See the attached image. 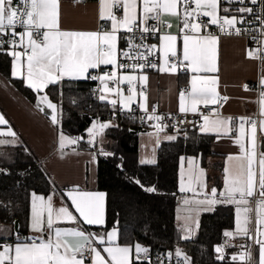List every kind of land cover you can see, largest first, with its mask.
Returning <instances> with one entry per match:
<instances>
[{
	"label": "snow or ice",
	"instance_id": "6c2138e0",
	"mask_svg": "<svg viewBox=\"0 0 264 264\" xmlns=\"http://www.w3.org/2000/svg\"><path fill=\"white\" fill-rule=\"evenodd\" d=\"M221 2L226 3L222 11L226 14L232 12L238 15H219ZM142 11L137 14L138 0H99L100 19L111 21V30L104 31H65L59 26V0H0V51L12 57L11 76L22 78L28 88L34 92H44L49 85H57L65 78L70 80L91 79L99 80L103 87L99 89L104 93L99 100H107L113 107L117 105L116 99H109L107 94L115 92L120 96L121 108L131 111V103L137 95L141 98L139 108L146 114L147 121H156L155 135L163 132L168 125L163 124L164 117L157 114L155 106L149 112L148 96L145 87L148 76L144 73L146 68H152L160 73H177L178 70L193 73L189 81L191 90H181L179 94L180 113H198V105L208 108L209 105L222 107L221 97L217 91L218 77L208 75L218 71L216 66V46L219 37L207 32L201 34L202 28L208 24L219 25L222 34L242 35L248 32H259L264 37V0H140ZM195 7H192V5ZM233 4H239L233 8ZM252 6H248V5ZM123 11L119 17L115 11ZM115 10V11H114ZM182 12V16H181ZM162 14L176 17L182 27L177 25V35L170 33L159 36L160 44L148 45L144 43L146 34L155 35L162 27L171 28V23L165 21ZM252 16L248 20L247 16ZM200 17H209L207 22L200 21ZM149 20L157 21L156 25H149ZM259 24L258 28H240L237 24ZM104 27V25H101ZM23 28V31H17ZM234 29V33L230 31ZM123 31L131 34L117 36ZM183 34L182 57L178 54L176 41ZM190 33H194L190 34ZM139 35L140 42L137 43ZM119 39L127 41V49L118 47ZM254 42L260 47L250 50L248 56L264 60V39L252 36ZM8 45V49L4 45ZM18 49H22L18 50ZM142 49V50H141ZM157 57L159 63L150 60V56ZM25 58V59H22ZM123 60H130L125 63ZM186 62V63H185ZM101 65H111V69L101 70ZM90 69L98 70L100 74L93 75ZM131 69L137 70L140 75L125 74ZM116 85L127 83L129 95L124 97L122 90L110 88L108 82ZM137 81L140 88L137 89ZM259 95V117H223L218 109H212L215 118L201 113L203 124L199 126L201 133H216L217 139L235 132L234 143L239 146V156H229L228 160H239L238 168H224L225 178L223 190L218 191L213 187L210 194L203 192L207 185L201 180L203 169H198L195 158L181 157L180 186L181 193H192V198H185L184 205H208L219 203L235 205V231H225V237L245 236L258 245V264H264V151L260 150L258 132L264 136V76L261 77ZM245 90H248L245 85ZM46 105L51 109V123L58 125L59 112L57 104L53 103L48 95L38 96L37 106ZM44 111V107H40ZM143 120L144 117H141ZM238 121V124H237ZM5 118L0 115V125L6 124ZM180 120L173 124H183ZM191 123V122H190ZM247 125V127H246ZM111 122H100L94 119L87 129L88 145L94 147L97 137L102 136L104 130L113 127ZM151 126V125H150ZM15 138L16 134L10 128L7 133H0ZM152 135V134H149ZM172 141L177 137H165ZM83 137H69L63 132L58 136V151L63 155V150L68 145L78 144ZM102 142V141H101ZM17 143V140H0V144ZM97 155H110L104 152L93 151L95 161ZM187 160L189 170L187 183L185 182L184 162ZM246 162V164H245ZM141 164H154L152 158L141 159ZM258 163V169L256 167ZM198 169V173H193ZM140 184L139 180L135 181ZM143 187V185H141ZM145 191L154 192L155 188L149 187ZM71 201L70 205L55 208L53 195L45 197L32 193L30 231L32 235L22 238L16 237V242H0V264H164V259L159 255L153 261L150 249L140 243L121 245L117 243L118 230L113 228L106 231L105 235L94 234L87 231L83 225L104 226L105 220V193L87 192L79 190L78 186L63 193ZM204 195V199L195 197ZM255 201V235L249 229L252 222L249 213L253 212L250 199ZM74 208L75 213L70 209ZM78 214V215H77ZM179 219V217H178ZM62 224L70 226L63 227ZM190 233L191 229L184 226ZM187 239L188 236H184ZM97 245L103 246V253ZM106 245V246H105ZM225 246H231L227 241L225 245L218 246L215 251L220 253L217 257L224 260ZM245 248L238 256L233 255L232 261L240 260L249 262L252 259L251 246L239 245ZM182 258L181 264H191V258L176 248L174 253L167 254L168 259Z\"/></svg>",
	"mask_w": 264,
	"mask_h": 264
},
{
	"label": "trees",
	"instance_id": "16d2710c",
	"mask_svg": "<svg viewBox=\"0 0 264 264\" xmlns=\"http://www.w3.org/2000/svg\"><path fill=\"white\" fill-rule=\"evenodd\" d=\"M9 64V56L0 51V73L33 101L34 93L10 77ZM93 84L94 81L87 79H64L57 85H49L45 93L58 106L60 127L71 135L84 138L86 126L95 117L111 118L116 123L106 132L108 140L104 148L110 155L96 157V187L106 194L103 227H116L119 243L138 242L152 254L174 253L178 247L191 258V264H235L230 255L235 248L223 254L224 260H219L220 254L215 251L223 233L233 226L231 204L219 203L202 211L195 233L187 239L176 224V204L181 195L177 188L181 156L196 155L199 164L210 169L207 181L216 187L221 185L222 159L211 150L212 136L197 131V127L179 128L175 130V140L159 142L154 164H141L136 159V133L148 127L140 121L142 113L132 109V117L121 113L113 117L108 104L92 93ZM149 187L155 191H145ZM48 188L47 176L38 160L21 145L7 148L0 155L1 221L17 219L19 223L27 216L30 191L45 193Z\"/></svg>",
	"mask_w": 264,
	"mask_h": 264
},
{
	"label": "crops",
	"instance_id": "0c3cea01",
	"mask_svg": "<svg viewBox=\"0 0 264 264\" xmlns=\"http://www.w3.org/2000/svg\"><path fill=\"white\" fill-rule=\"evenodd\" d=\"M224 7H228L226 3L221 2L220 9L218 14L225 15H237V13L232 12L226 14L222 11ZM233 8H237V5L233 4ZM115 11V10H114ZM137 14L142 11V3L138 0V7L136 9ZM115 14L119 17L123 16L122 9L115 11ZM182 16V12H181ZM162 17L165 21L171 23L172 27H166L160 35L170 33L172 35H177L178 33V21L176 17L170 16L167 14H162ZM207 21L210 19L206 17ZM101 25H104L102 27ZM59 26L61 30L65 31H104L111 30V21H102L100 19V4L99 0H59ZM179 26L182 27V23H179ZM211 25L208 24V27L201 29V34H207L210 31ZM23 31V28L20 32ZM214 35L219 37L218 44L216 46V66L218 71L215 73H210L208 75H215L218 77L217 91L221 97H227L226 101H221L222 107L214 105L218 109L220 115L223 117H232L239 114H251L258 113L259 115V95L260 90L254 87V85H259L260 79L264 76V65L259 67L257 58H250L248 52L250 50L256 49L257 47L248 45L246 38L242 35H228V34H216L211 32ZM193 34L194 33H190ZM159 35V36H160ZM117 36L120 37V31L117 32ZM159 36L156 40V45L159 46L160 40ZM183 34L181 33L176 41V46L178 49V54L182 57L183 50ZM264 39V38H263ZM122 45L121 39L118 41V47ZM8 49V45H6ZM21 50L22 49H18ZM158 52V51H157ZM6 53V52H5ZM159 56V52H158ZM9 64V74L11 76V65L12 57H10ZM25 59V58H22ZM159 63V61H158ZM186 63V62H185ZM111 65H101V68L110 67ZM89 71H95V69H90ZM180 71L177 73H160L155 69L144 71L143 74L148 76L147 82V91L146 95L148 96V105L149 110L155 106L157 113L161 114L164 112H179V94H180V85L185 84L188 91L191 90L189 81L193 73L183 71L180 75ZM100 74V73H96ZM125 74H136L139 76L140 71L132 73V70H128ZM19 80L26 86L25 81L22 78H13ZM67 79V78H65ZM181 81V82H180ZM97 82V98L101 94H104L99 91L103 87L99 80ZM138 82V81H137ZM244 82L251 83V86H247L248 90H245ZM127 83L116 85L109 84L110 88L116 89L119 87L122 90L124 97L129 95V90H125L124 86ZM260 86V85H259ZM27 87V86H26ZM30 89V88H29ZM34 100H29L24 96L13 83L10 82L4 75L0 73V115H2L7 121L6 124L0 125V133H7L9 128L15 132V138L7 135H0V140L11 141L13 139L17 140V143H6L0 144V155L7 151V148H10L14 145H21L23 149L28 152L30 155L38 160L40 166L42 167L43 172L47 176L49 182V188L45 193L30 191L28 196V212L27 216L21 221L16 223L14 227L13 222H5L0 220V241H4V237H7L8 243L16 242V237L19 235L22 238L28 237L33 233L30 231V214H31V196L32 193L37 195L47 197L53 195V206L59 208L61 206L70 205L71 201L63 193H67L75 189L77 186L81 191L87 192H103L102 190L96 187V159L93 161L92 152H99L100 148H103L104 152L108 137L105 129L102 136H99L97 143L94 147H90L87 143L88 134L86 132L87 125L84 132L85 136L83 141H80L75 145H68L63 150V155L58 151V136L60 132H63L65 135L75 138L81 137L80 135H71L64 131L60 127V122L58 125H53L51 123V109H48L46 105L41 104L37 106L38 96L44 95V92H34ZM109 99H116L117 105L113 107L107 100L103 101L108 104L111 110L121 108L120 96L115 92L107 94ZM141 98L137 95L134 99V102L131 103V109L144 113L139 108V102ZM199 106V105H198ZM40 107H44V111H40ZM127 110V109H123ZM59 112V111H58ZM211 118H215L213 113H208ZM98 118V117H95ZM94 119V118H92ZM113 127L116 126V123L113 122L111 118H108ZM260 119L258 116L257 121ZM60 120V117H59ZM91 122V121H90ZM89 122V123H90ZM203 124L201 118L197 131L200 132L199 126ZM238 124V122H237ZM247 127V125H246ZM110 128V127H109ZM156 128L154 126L147 127L145 129L139 130L136 133L137 137V148H136V159L140 163L141 159L156 158V148L160 141H168L165 137L168 135L176 134L175 130L165 128L163 132L159 133V137L155 135ZM152 134V135H149ZM212 136L211 140V150L215 153H218L222 159V181L220 187H216L210 184L207 181V174L210 172V169L204 168L199 164L198 157L196 155H184L181 157L185 158H195L198 169L204 170V175L201 177V180L207 185L204 192L209 193L213 187L217 188L218 191L223 190L224 187V178L225 172L224 168L227 166L230 169L238 168L240 161L233 159L228 160V157L231 155L233 157L240 155L239 146L234 143L235 132H230L228 136H222L220 139H217L216 133H204ZM259 147L261 151H264V136L260 135L258 132ZM102 141V142H101ZM180 157V158H181ZM246 164V162H245ZM258 169V163L256 165ZM198 169H193V173H198ZM184 171H185V182L187 183L189 170L187 166V160L184 162ZM180 173H181V161H179L178 167V183L177 188L179 190L180 186ZM180 192V191H179ZM104 193V192H103ZM181 193V192H180ZM203 195L195 197V199H203ZM183 198H192V193H181L178 198L177 205L181 202ZM196 205V204H195ZM232 205V204H231ZM233 206V226L228 231H235V205ZM253 212L249 213L251 223L249 224V229L251 230L252 225L254 230L255 225V206L251 205ZM213 207V206H212ZM212 207L210 209H212ZM209 209V210H210ZM75 213V209H70ZM192 210V209H191ZM198 210V214L202 211H207L202 208L201 205H198L193 211ZM176 213V210H175ZM197 214V217H198ZM78 215V214H77ZM17 221V219H14ZM63 227H68V224H62ZM87 229H96L94 234L105 235L106 231H110L114 226L109 228H104L103 226H89L83 225ZM117 229V228H116ZM264 238V237H262ZM5 242V241H4ZM117 243L118 234H117ZM125 245V243H119ZM106 246V245H105ZM98 249L101 251L102 255L106 256V253H103V246L97 245ZM259 246L253 244L251 255V261L247 264H258L259 259ZM245 248H235L231 251L230 255H239L241 252H244ZM235 264H246L244 261L236 260Z\"/></svg>",
	"mask_w": 264,
	"mask_h": 264
},
{
	"label": "built area",
	"instance_id": "2783aa9c",
	"mask_svg": "<svg viewBox=\"0 0 264 264\" xmlns=\"http://www.w3.org/2000/svg\"><path fill=\"white\" fill-rule=\"evenodd\" d=\"M237 5V7H239L240 5L239 4H235ZM248 6H252V5H248ZM192 7H195V5L193 4ZM219 15H225V14H219ZM238 15V14H237ZM247 19L248 20H252V16H247ZM200 21H204V22H207V18L206 17H200L199 20H197L196 22H200ZM148 24L151 26V25H156L157 24V21L155 20H149L148 21ZM211 25V24H210ZM236 27H240L242 29L244 28H251V29H255V28H258L259 27V24H237ZM166 27H162L158 32H156L155 35L149 33V34H146V39L144 41V43L148 44V45H152V44H155L156 43V40L158 38V36L161 34L162 31L165 30ZM22 28H18L17 31H21ZM211 32L213 33H216V34H222L220 33L219 31V25H211V29H210ZM230 31H232L234 33V29H230ZM126 35H131V34H128V33H125L123 31H120V36H126ZM255 35L257 38L259 39H263L264 37H261L260 36V33L259 32H255V31H252V32H248V33H245V34H242V36H244L246 38V41L248 43V45H251V46H255V47H260V45H258L256 42L253 41L252 39V36ZM122 41V45L119 47L121 50H126L127 49V41L125 39H121ZM137 43L140 42L139 40V35L137 36V40H136ZM7 45V44H6ZM6 45H4V48L7 49ZM142 50V49H141ZM2 53H5V51H1ZM264 55V54H262ZM158 52L156 53L155 56H150L149 59L150 60H155L157 63H158ZM258 61V65L259 67L263 66L264 65V60H261V59H257ZM123 62L125 63H131L132 61L130 60H123ZM111 69V66L110 67H105V68H101V70H104V71H107V70H110ZM131 70V69H129ZM148 70H152V68H146L144 71H148ZM139 71V70H138ZM182 71V70H181ZM91 74L93 75H96V73H99L98 70H95V71H89ZM88 81H94V80H91V79H87ZM109 84H113L111 81L108 82ZM97 82L96 80L94 81V84H93V87H92V93L93 94H96L97 93ZM243 85H247V86H251V83L249 82H244ZM254 87L257 89V91L260 90V86L259 85H254ZM125 90H129V86L127 84H125L124 86ZM140 88V84L139 82H137V89ZM186 89V86L185 84H182L180 85V90H184ZM145 92L147 91V87H145ZM199 108V112L198 113H180V112H164V113H157L158 115L164 117L162 123L163 124H166L168 125V129H171V130H177L179 128H184V129H194L195 127L198 126L202 116H201V113L203 114H208V113H212V109L215 108L214 105H209L208 108H205L203 105H199L198 106ZM149 112H151V110H149ZM112 116L113 117H116V115L118 113H121L123 115H126V116H130L132 117V113L131 111L129 110H121L120 108H117V109H114L112 110ZM144 119L140 120L141 123L143 125H146L148 127L151 126H154L156 124V121H147V116L145 113H142ZM258 113H251V114H239V115H235V116H232L233 118H239V117H252L254 119H258ZM180 120H183L184 123L183 124H178L177 128H173L172 125L173 124H177L178 121ZM191 122V123H190ZM238 122V121H237ZM250 199V204L251 205H254L255 204V201H256V197L254 198H249ZM87 231L89 232H95L96 229H87ZM253 235H255V230H254V226L252 225L251 227V230ZM228 242L231 246H225L224 248V253L230 249V248H239V245H250L251 246V249L250 251H252V247H253V241L252 240H249L247 237L245 236H234V237H225L223 236L221 241L216 245V248L218 246H222V245H225V242ZM0 242H4V241H0ZM223 253V254H224ZM150 256L152 257L153 261L156 260L157 256L159 255L162 259H164V264H181V258L178 259V258H175L173 256L172 259H168L167 258V255H164L162 253H149ZM220 254V253H219Z\"/></svg>",
	"mask_w": 264,
	"mask_h": 264
},
{
	"label": "rangeland",
	"instance_id": "374dc122",
	"mask_svg": "<svg viewBox=\"0 0 264 264\" xmlns=\"http://www.w3.org/2000/svg\"><path fill=\"white\" fill-rule=\"evenodd\" d=\"M94 119H97L100 122H109L108 118H102V119L101 118H94ZM94 119L91 120V122L87 126V129L92 125V122ZM86 132H87V130H86ZM98 137H97V139H98ZM87 138L89 139V137H87ZM204 190H203V192H204ZM210 192L211 191H209L208 194H210ZM205 193H206V191H205ZM202 197L204 199V195ZM184 199L185 198H183L181 200V202L176 207V215H175L176 216V224H177L178 228L180 229L182 236L187 235L189 237V236H192L196 231L197 220H198V217H197L198 210L193 211V209L196 208L198 205H195L194 203L189 204V205H184V203H183ZM201 206L204 210H209L212 207V206H208V205H201ZM198 216H199V214H198ZM178 217H179V219H178ZM185 225L191 229L190 233L188 231L184 230Z\"/></svg>",
	"mask_w": 264,
	"mask_h": 264
},
{
	"label": "water",
	"instance_id": "95a60500",
	"mask_svg": "<svg viewBox=\"0 0 264 264\" xmlns=\"http://www.w3.org/2000/svg\"><path fill=\"white\" fill-rule=\"evenodd\" d=\"M16 223H17V221H16V220H14V223H13V224H14V227H16Z\"/></svg>",
	"mask_w": 264,
	"mask_h": 264
},
{
	"label": "bare ground",
	"instance_id": "6f19581e",
	"mask_svg": "<svg viewBox=\"0 0 264 264\" xmlns=\"http://www.w3.org/2000/svg\"><path fill=\"white\" fill-rule=\"evenodd\" d=\"M168 254V253H167ZM167 254H164V255H167ZM182 260V259H181Z\"/></svg>",
	"mask_w": 264,
	"mask_h": 264
}]
</instances>
